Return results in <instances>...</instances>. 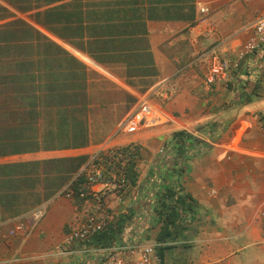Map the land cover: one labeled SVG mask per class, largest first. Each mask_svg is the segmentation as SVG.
I'll return each instance as SVG.
<instances>
[{"label":"crops","instance_id":"0c3cea01","mask_svg":"<svg viewBox=\"0 0 264 264\" xmlns=\"http://www.w3.org/2000/svg\"><path fill=\"white\" fill-rule=\"evenodd\" d=\"M263 13L264 0H0V145L21 143L0 151V165L39 162L34 174L0 169V193L35 178L41 198L26 211L0 203L1 264L101 260L107 247L93 241L62 246L95 202L63 187L44 199L42 162L102 148L136 155L133 208L103 199L125 218L120 243L153 246L161 264H239L256 244L264 253V47L204 85L209 52L233 61ZM163 80L170 97L149 96L119 130ZM178 130L203 141L176 155Z\"/></svg>","mask_w":264,"mask_h":264},{"label":"built area","instance_id":"2783aa9c","mask_svg":"<svg viewBox=\"0 0 264 264\" xmlns=\"http://www.w3.org/2000/svg\"><path fill=\"white\" fill-rule=\"evenodd\" d=\"M198 9L203 13L207 11V8L200 4ZM261 47H264V13L258 15L252 22L249 34L233 61L221 58L215 50L209 52L204 85L210 88L216 78H222L226 75L228 68H238L242 60H245ZM171 90L166 80L159 82L140 103H137L134 112L121 123L119 130L125 128L124 124L132 116L140 113L149 96L153 95L159 97V99L167 100L170 97ZM135 156L130 151L112 149L109 152H104V148H102L81 166L80 171L84 173L85 180L80 183L78 188L75 190L70 183L62 188L59 194L65 197L78 196V198L84 200L91 197L95 202L93 212L83 222L71 227L69 232L65 234L62 246H68L76 240L92 241L97 233L108 223L115 220L114 213L108 211L106 204L103 203L106 195H113L117 201L122 202L121 211L124 214L133 208V202L129 198L131 183L127 177V169L131 163L135 165ZM45 211V203L38 205L31 212L32 218L38 221ZM22 229L23 224L16 223L9 233L13 234ZM261 242L264 248V232ZM97 264H161V258L153 246L133 240L131 242H119L105 248L102 258Z\"/></svg>","mask_w":264,"mask_h":264},{"label":"trees","instance_id":"16d2710c","mask_svg":"<svg viewBox=\"0 0 264 264\" xmlns=\"http://www.w3.org/2000/svg\"><path fill=\"white\" fill-rule=\"evenodd\" d=\"M4 130V129H2ZM173 150L176 151V155L181 153L184 154L187 152L186 148L189 147V145H197L203 141V139L200 137V135L195 136L194 134L185 131V130H178L175 131L173 134ZM25 146V144H24ZM21 148V143H10V144H4L0 145V151L7 152L13 150H17ZM87 161L86 155H79L75 157H67V158H55V159H49L43 161L44 166V193L42 194L44 199L50 198L52 195L58 192L59 189L64 187L65 185L69 184L72 185V187L76 190L80 183H82L85 180V175L80 171L81 166ZM39 162H27V163H10V164H3L0 165V169H8L7 172L10 170V168H20L24 167L25 172L34 174L37 172V166ZM27 165V167H26ZM135 165L131 163L129 168L127 169V177L131 184H134L136 182V171H135ZM28 170V171H27ZM36 171V172H35ZM14 172V170H13ZM20 180V179H19ZM19 180L17 182H19ZM16 183L9 184L4 183L3 187L7 189V193H0V196L3 199V201H0V203H7L8 199L11 201L14 205H24V211L28 210L30 207H32L34 204L39 203L41 201V198L39 196V193L35 190H32L31 185L36 182V179L30 181L29 191H26V187L21 190L19 186H17ZM10 190V191H9ZM7 197V198H6ZM75 198H78V196H75ZM104 203V202H103ZM22 205V206H23ZM21 210L20 212H22ZM6 211V208L1 207V213L3 215L1 218H6L4 215V212ZM17 211V213H20ZM12 215H15L12 214ZM125 218L119 217L116 221H112L108 223L99 233H97L92 241L93 243H97L98 245L109 247L113 244L120 242V235L123 230ZM160 256V254L158 253ZM161 258V256H160Z\"/></svg>","mask_w":264,"mask_h":264},{"label":"rangeland","instance_id":"374dc122","mask_svg":"<svg viewBox=\"0 0 264 264\" xmlns=\"http://www.w3.org/2000/svg\"><path fill=\"white\" fill-rule=\"evenodd\" d=\"M235 259H239V264H264L263 249L260 244L250 246L242 250Z\"/></svg>","mask_w":264,"mask_h":264}]
</instances>
